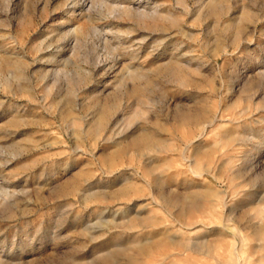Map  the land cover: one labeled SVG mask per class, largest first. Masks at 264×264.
Here are the masks:
<instances>
[{"label":"rangeland","instance_id":"1","mask_svg":"<svg viewBox=\"0 0 264 264\" xmlns=\"http://www.w3.org/2000/svg\"><path fill=\"white\" fill-rule=\"evenodd\" d=\"M0 264H264V0H0Z\"/></svg>","mask_w":264,"mask_h":264},{"label":"bare ground","instance_id":"2","mask_svg":"<svg viewBox=\"0 0 264 264\" xmlns=\"http://www.w3.org/2000/svg\"><path fill=\"white\" fill-rule=\"evenodd\" d=\"M174 196H175V194H174ZM187 199H189V198H187ZM187 199H185V197L183 199V198H180V197L175 196L174 198H165V202L168 203V204H172V205L177 203V204L181 205L180 206V209L181 208L184 209V208H187L188 207L187 206L188 205V201H186Z\"/></svg>","mask_w":264,"mask_h":264}]
</instances>
